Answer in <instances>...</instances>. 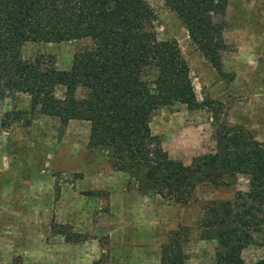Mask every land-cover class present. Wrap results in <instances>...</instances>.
Listing matches in <instances>:
<instances>
[{
  "label": "rangeland",
  "instance_id": "rangeland-1",
  "mask_svg": "<svg viewBox=\"0 0 264 264\" xmlns=\"http://www.w3.org/2000/svg\"><path fill=\"white\" fill-rule=\"evenodd\" d=\"M159 41L174 40L191 68L202 107L175 104L151 121L170 157L191 164L219 149L222 128L242 126L264 143V0H228L220 74L193 42L165 0H146ZM89 40L28 43L23 58L52 57L67 70ZM58 89L57 96L63 97ZM81 89L79 97H83ZM90 123L31 108V97L0 100V264H159L164 245L179 234L187 264H218V242L202 238L213 206H242L244 175L201 185L180 205L140 189L113 168L106 151L89 147ZM247 263L264 257V225L244 249Z\"/></svg>",
  "mask_w": 264,
  "mask_h": 264
},
{
  "label": "trees",
  "instance_id": "trees-1",
  "mask_svg": "<svg viewBox=\"0 0 264 264\" xmlns=\"http://www.w3.org/2000/svg\"><path fill=\"white\" fill-rule=\"evenodd\" d=\"M186 25L213 67L223 74L222 54L228 0H165ZM156 15L146 0H0V100L31 97V108L63 125L90 123L89 147L106 151L113 168L129 174L140 189L188 205L205 184L244 175L249 190L238 209L213 206L202 238L218 242V264L247 263L242 253L264 225V143L242 126L223 127L219 149L191 164L170 157L151 121L175 104H202L191 68L174 40L159 41ZM89 40L67 70L52 57L23 58L28 43ZM63 89V97L57 96ZM84 91L79 97L80 90ZM179 234L162 248L159 264H187Z\"/></svg>",
  "mask_w": 264,
  "mask_h": 264
}]
</instances>
